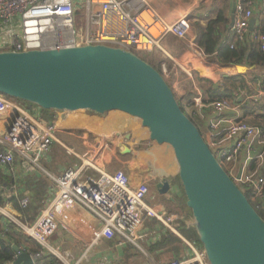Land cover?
I'll list each match as a JSON object with an SVG mask.
<instances>
[{
  "label": "built area",
  "instance_id": "built-area-1",
  "mask_svg": "<svg viewBox=\"0 0 264 264\" xmlns=\"http://www.w3.org/2000/svg\"><path fill=\"white\" fill-rule=\"evenodd\" d=\"M259 1L264 4V0ZM133 3L134 0H0V52L70 50L103 45L145 56L152 54L165 36L184 38L188 33L187 19L181 18L174 23L161 21L147 5H141L134 14L131 11ZM253 5L249 2L245 8L238 7L233 31L240 42L249 36L264 51V35L248 32ZM79 11L85 14L80 24L75 19ZM164 55L167 57V53ZM194 101L200 103L199 99ZM212 106L215 115L208 123L210 139L206 141L212 153L238 185L251 186L253 194L264 199V174L256 177L247 171L252 160L262 161L264 157V150L259 152L258 148L264 149V131L238 119L223 118L228 106L221 101ZM0 125L5 126L0 135V145L4 148L0 150V168L10 166L16 154L35 164L56 142V127L44 114L32 115L2 95ZM220 142H231L232 145L219 147ZM90 154L91 150L85 156ZM78 158L82 161L80 156ZM239 166L242 174L237 180ZM55 182L52 200L33 225H7L3 236L10 230L19 231L53 253L62 264H79L70 262V257L58 254L48 246L57 226L76 212L88 213L97 223L90 245L102 238L111 240L115 235L135 243L137 233L147 220H155L178 235L173 226L174 217L147 206L144 199L148 189L142 185L132 189L128 177L121 171L108 174L92 163L82 161L80 166L64 170ZM27 203L24 199L21 206L25 207ZM182 241L184 257L167 264H209L199 245L184 238ZM40 256L31 255L33 261Z\"/></svg>",
  "mask_w": 264,
  "mask_h": 264
},
{
  "label": "crops",
  "instance_id": "crops-1",
  "mask_svg": "<svg viewBox=\"0 0 264 264\" xmlns=\"http://www.w3.org/2000/svg\"><path fill=\"white\" fill-rule=\"evenodd\" d=\"M247 1L254 3L252 6L254 25L252 31L248 29L250 34L264 27V4L259 0H134L132 4L133 10L131 11L134 14L138 13L141 5H147L161 21L174 23L181 18L187 19L190 28L184 38L167 35L160 41V47L156 46L152 54L144 57L163 75L179 104L185 107L186 111L191 112L194 109L198 111L197 115L201 118L204 115L208 116L207 126L214 117L215 111L213 103L204 104V96L198 88L195 76L215 85H222L223 80L229 77H236L240 80L236 82V86L243 85L245 90L235 92L236 103H227L228 109L222 115L225 119L240 117L244 103H250L251 97L260 98V103L264 104V92L260 87L262 83L255 81L254 77L255 74L264 75V67L257 69L256 66L246 64L221 66L212 57L206 55L196 43L208 24L217 21L220 16L226 22L218 26L217 37L221 43L233 40L235 34L233 26L230 25L232 16L235 22L238 7L245 8ZM247 40L249 36L245 38V41ZM164 53H167L169 58ZM190 94L194 95L192 100L199 99L200 103L196 104L194 100L191 101L189 97L192 95ZM203 109L210 110V112L202 113ZM44 115L56 127V142L52 144L49 153L40 157L35 164L16 154L10 166L0 168L2 176L0 193L4 195L2 197L6 199L14 196L19 199L18 206L8 203L0 208L4 221L3 227L7 225L31 227L40 212L52 200L56 190L55 179L67 168L80 166L82 161L90 162L97 169L108 174L123 172L128 177L132 189L145 185L148 189L144 199L145 204L163 212L165 216H173L174 222L177 221L181 215L175 204V200L178 197L179 200L181 198L178 166L173 170L161 162L157 156L158 147L166 145H157L150 141L148 131L146 134L144 131L146 129L141 124L137 125L133 122L137 119L120 112L97 115L88 111H76L44 113ZM4 130L5 126L0 125V135ZM205 137L204 139L209 141L208 128ZM220 143L219 147L232 145L231 142ZM125 147L129 151L123 153ZM0 150H4L1 145ZM90 150L92 154L86 157V153ZM78 156L82 158V161ZM174 163L177 165L176 161ZM239 164H242V160ZM162 179H166L170 184V190L165 195L160 194L156 189ZM24 199H27V205L29 201L34 202L36 218L32 224L21 222L18 207L19 204L22 207L21 202ZM97 227L91 215L86 212H76L57 226L56 231L48 240V246L56 253L70 257L69 261L72 263L123 264L120 262L122 258L129 256L131 258L128 264H156L153 257L159 255L161 249L158 250L157 247L152 246L165 243L163 240L166 235L165 230L155 220L144 222L143 227L137 233L135 243L125 241L115 235L119 239L116 244L108 245L112 239L102 238L90 245L93 232ZM168 232L169 235H176L169 230ZM177 232L179 236H176L182 240L184 237L181 232L178 230ZM128 246L135 247L138 252L128 251ZM161 263H165L164 260Z\"/></svg>",
  "mask_w": 264,
  "mask_h": 264
},
{
  "label": "water",
  "instance_id": "water-1",
  "mask_svg": "<svg viewBox=\"0 0 264 264\" xmlns=\"http://www.w3.org/2000/svg\"><path fill=\"white\" fill-rule=\"evenodd\" d=\"M253 25L251 18L249 31ZM0 95L43 111L120 112L139 120L150 141L173 153L208 263L264 264V220L184 114L163 75L138 55L103 45L0 52ZM241 174L239 167L237 180ZM156 189L165 195L170 184L162 179ZM13 249L12 264H33L29 254Z\"/></svg>",
  "mask_w": 264,
  "mask_h": 264
},
{
  "label": "trees",
  "instance_id": "trees-1",
  "mask_svg": "<svg viewBox=\"0 0 264 264\" xmlns=\"http://www.w3.org/2000/svg\"><path fill=\"white\" fill-rule=\"evenodd\" d=\"M248 1L246 2L247 5ZM245 5V6H246ZM226 21L222 20V17L217 19V21H212L208 24L207 28L204 30V32L200 35V37L197 39L196 43L197 46L200 47L206 55H209L212 57V59L217 62L221 66H227V65H234V64H246L248 66H256L257 69H260V67H264V51L260 49V44L252 41L247 40L240 42L237 40V37L234 35L233 40L230 42L221 43L220 39L217 37L218 33V26L222 23H225ZM258 34L264 35V27L262 29L256 30ZM141 59H145L144 56H139ZM255 81H260L261 89L264 91V75H258L255 74ZM198 88L202 91L204 96V104L214 103L216 101H221L223 103H236V97L234 96L235 92L239 90H245L243 88V85L241 87L236 86V82H240V80L236 77H229L225 78L223 80L222 85L221 84H213L211 82H208L207 80L198 78V76H195ZM224 89H223V88ZM230 87V88H228ZM223 89V91H221ZM250 93V91H248ZM192 96L189 97L191 101L194 97L193 94H190ZM10 102H14L15 99L5 97ZM252 100H249L250 103H244V106L242 107L243 113L240 117L237 119L243 122L248 123L249 125H253L261 130L264 131V104L260 103V98L251 97ZM181 106V105H180ZM181 108L184 111V114L190 119V121L197 127V129L200 131L201 135L206 138L207 135V119L208 116L204 115L202 118L197 115V110L192 109L190 111H186V108L181 106ZM207 109H203L202 113H205ZM44 113H53L54 111H41ZM203 119V120H201ZM218 139L221 138V136L217 137ZM259 152H263V147L258 146ZM261 162V163H260ZM223 167V166H222ZM224 168V167H223ZM248 173H254L256 177H260L262 174H264V157L262 161L259 160H252L249 163V168H247ZM0 178L2 176L0 175ZM179 182L180 186V200H175V204L177 208L179 209L181 215L175 221L174 228H176L178 231L181 232L182 236L189 242H195L197 245L200 246L201 249H203L202 245L200 244L197 234L195 232L194 226H193V219L191 216L190 211L185 206V196ZM239 188L242 190L246 198L248 199L249 203L252 205V207L255 209V211L258 213V215L264 220V199H261L260 197H257L253 194V190L251 186L240 184L238 185ZM0 193V208H2L4 205L8 203H13L15 205L18 204L19 199H16L14 196H9V198L4 199ZM20 197V196H19ZM18 206V205H17ZM21 213V222L23 224H32L34 219L36 218V211L34 208V202L29 201V204L26 207H19ZM3 217L0 214V264H12V262L15 260L16 252L13 249V246L25 250L28 253L35 256L36 254H41L40 257H36L33 261V264H62L58 258L53 254L49 253L46 249L42 248L37 241H35L33 238H30L23 233H20L15 230H10L6 235L3 236V232L6 229V227H3ZM157 222V221H156ZM159 223V222H158ZM163 229L165 230V240L163 245H155L152 246L157 247L158 250H160L159 255H155L153 257L156 264H167L172 260L175 259H182L183 253L185 251V246L183 244V241L177 237L176 235H169L168 230L159 223ZM115 239V241H113ZM110 242H108V245H112L113 243L116 244L118 237L114 236ZM160 248V249H159ZM138 252L136 248L132 246H128V251ZM129 256L122 258L120 262L123 264H128L130 261ZM162 260H164L165 263H161Z\"/></svg>",
  "mask_w": 264,
  "mask_h": 264
},
{
  "label": "rangeland",
  "instance_id": "rangeland-1",
  "mask_svg": "<svg viewBox=\"0 0 264 264\" xmlns=\"http://www.w3.org/2000/svg\"><path fill=\"white\" fill-rule=\"evenodd\" d=\"M84 16H85L84 12L83 11H79L76 14V16H75V19L80 24V23L83 22ZM14 103L16 105H18V106H21L22 108H24L26 111H28L32 115L39 114V113L40 114H44V113L41 112L42 111L41 109H37L35 106H33L31 104L24 103V102L19 101L17 99L14 100ZM133 122L136 123L137 125L140 124V121H137V120H134ZM144 131H146V134H147V130H144ZM157 156H159V158L161 159V162H163L164 164H166L168 168L173 169V170H175L177 168V165L174 163L175 160L173 159L172 151H171V149L169 147H167V146H165V147H163V146L158 147ZM224 168L226 169L225 166H224ZM142 186L146 187L145 185H142ZM50 244H51V242H50ZM183 255H184V253H183Z\"/></svg>",
  "mask_w": 264,
  "mask_h": 264
},
{
  "label": "bare ground",
  "instance_id": "bare-ground-1",
  "mask_svg": "<svg viewBox=\"0 0 264 264\" xmlns=\"http://www.w3.org/2000/svg\"><path fill=\"white\" fill-rule=\"evenodd\" d=\"M179 236V235H178Z\"/></svg>",
  "mask_w": 264,
  "mask_h": 264
}]
</instances>
